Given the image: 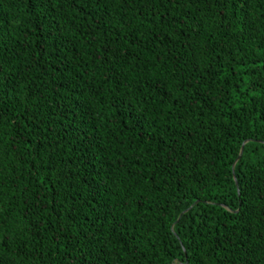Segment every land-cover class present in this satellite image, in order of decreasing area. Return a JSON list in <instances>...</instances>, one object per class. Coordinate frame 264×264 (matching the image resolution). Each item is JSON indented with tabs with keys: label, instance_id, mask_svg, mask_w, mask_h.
I'll list each match as a JSON object with an SVG mask.
<instances>
[{
	"label": "trees",
	"instance_id": "obj_1",
	"mask_svg": "<svg viewBox=\"0 0 264 264\" xmlns=\"http://www.w3.org/2000/svg\"><path fill=\"white\" fill-rule=\"evenodd\" d=\"M173 262L264 264V0H0V264Z\"/></svg>",
	"mask_w": 264,
	"mask_h": 264
},
{
	"label": "water",
	"instance_id": "obj_2",
	"mask_svg": "<svg viewBox=\"0 0 264 264\" xmlns=\"http://www.w3.org/2000/svg\"><path fill=\"white\" fill-rule=\"evenodd\" d=\"M250 141L248 140V141H246V142H244V144L242 145V148H241V152H240V155H239V157L234 161V163H233V166H232V171L234 172V166H235V164L242 158V156H243V153H244V150H245V146H246V144H248ZM234 181H235V184H236V187L238 188V184H237V181H236V178L234 177ZM199 202H197L196 204H198ZM195 204V205H196ZM193 208V206L191 207V208H189L188 210H186V211H184L181 215H180V217H179V219H178V222L181 220V218L187 213V212H189L191 209ZM171 264H181V263H179V262H173V263H171Z\"/></svg>",
	"mask_w": 264,
	"mask_h": 264
}]
</instances>
